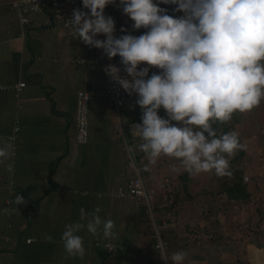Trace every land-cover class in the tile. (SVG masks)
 <instances>
[{
  "label": "clouds",
  "instance_id": "1",
  "mask_svg": "<svg viewBox=\"0 0 264 264\" xmlns=\"http://www.w3.org/2000/svg\"><path fill=\"white\" fill-rule=\"evenodd\" d=\"M57 2L58 0H14L8 4H11L12 9L18 14L23 38L28 37L30 16L34 13H47L52 21H60L71 30L76 39L92 46L94 62L102 67L106 79V92L102 95L107 97L108 106L116 113L113 129L120 136L119 143L126 157L129 179L125 182V187L120 185L118 189L114 188L111 196L117 199H133L137 213L144 207L153 224L152 232L148 234L149 230L146 229L144 233L147 235L144 239L151 236L149 243L144 239L139 244L126 246L121 243H104L109 259L116 257L118 261L127 252L128 261L131 255L136 259L143 256L142 264H148L149 255L159 256L158 260L156 259L158 264H193L186 252L173 248L178 239L175 233L166 232L167 227L170 226L172 230L182 222V212L178 211L175 216H166L152 203L151 194L157 188L149 191L148 180L155 176V172L149 168L161 157H166L163 160L170 163L172 159L178 160L189 175H197L196 185L213 191L220 188L217 184L218 176L231 175L229 158L246 149L237 132V127L241 124L237 125L235 130L219 136L213 125L217 122L231 121L236 113H249L264 101V0H160L164 4L177 5L175 11L183 13L179 18L168 15L167 10L161 8L156 0H120L123 13L134 21V28L137 30L144 28L147 31L139 36L126 35L122 31L119 38L115 36L114 19L105 15L106 7L115 3V0H82L84 7L78 3L74 11L72 5L73 15L67 20L70 25L66 24V20L56 16ZM37 6H40V9L36 10ZM22 13L27 17L26 22L21 20ZM101 34L106 36V39H102ZM98 50H104L109 59L119 56L124 71L130 77V79L122 77L120 68L115 65H109L106 69L108 75L129 95L135 93L119 108L121 115L126 119L123 130L116 127L119 112L111 95L108 94V78ZM88 61L87 57L76 56L71 63L75 66H84ZM141 65L148 67L141 68ZM150 68L161 70L160 74L153 73L149 77ZM22 83L24 85H21ZM25 85L24 82H17L14 85L16 97H20L19 92ZM3 87L12 88L10 84H1V88ZM79 90L94 91L90 103L94 96L101 94L95 88H80L76 92L75 140L81 148L80 145L84 146L90 139L91 110L89 104L88 134L86 140L82 141L78 137L77 125ZM136 99L138 100L135 102ZM127 103L137 109L138 104L142 109V112L138 110L136 115L138 119L132 122L128 121L122 110ZM161 108L166 111L167 118L159 115ZM14 121L19 125L18 113L15 114ZM134 123L136 125L132 127ZM16 127L14 134L6 139L0 138V164L12 161L6 165L9 173L14 171L12 157L15 146L12 140L19 132ZM126 135L131 139L138 156L144 157L147 166L142 174L143 183L140 185L146 193L142 198L121 194L124 189L131 190V180L136 177L135 170L127 164L129 153L125 149ZM56 162L53 161L51 164L55 166V170L59 167L58 162L57 166L55 165ZM129 172L135 176H129ZM54 174L51 173L49 178L48 176L44 178V185L61 188L62 185L56 182ZM165 183H171V180L166 178L160 185ZM7 203L16 206L11 211L20 212L18 206L26 204V201L22 195L17 194L14 200ZM191 205L193 206L192 203ZM167 206L171 207V201ZM3 211L5 214L10 213L9 208ZM79 212V220L65 225L61 239L69 256L83 258L86 249L83 237L78 235L79 232L86 229L92 235L99 236L102 230L105 239H115L118 234L114 231L113 220L101 218L100 207L93 211L80 208ZM191 212L190 210L185 212L187 222ZM182 223L184 225L186 222ZM142 224L139 222V226ZM186 233L190 232H185L182 239L190 237L195 240V247L202 245V242L197 240L198 237ZM45 239L51 241L52 237L49 235ZM181 244L189 245V240ZM227 246L224 245L220 253L224 252ZM234 249L236 251V247ZM149 250L154 253H150ZM231 251L230 253H235ZM251 252L253 250L249 251L250 258L258 264L257 258ZM260 263L263 264L264 261L260 260Z\"/></svg>",
  "mask_w": 264,
  "mask_h": 264
},
{
  "label": "crops",
  "instance_id": "2",
  "mask_svg": "<svg viewBox=\"0 0 264 264\" xmlns=\"http://www.w3.org/2000/svg\"><path fill=\"white\" fill-rule=\"evenodd\" d=\"M13 1L1 0L0 4L12 3ZM9 15L10 13L6 10H0V84H10L11 81L19 83L25 81L26 85L20 91L22 92L21 102L23 104L19 102L22 107L23 124L22 127H19L17 137L12 140L15 146L12 157L14 171L9 173L6 170L0 176V179H4L5 176L9 178L4 183L0 182V200L4 201L5 208L10 210V213L6 214V219L0 221V264H10V261L12 264H73L80 257H71L66 253L61 239L65 227L60 226L59 222L62 221L64 226L69 218L77 222L80 217V208L93 211L96 207H100L101 211L106 213L104 218H102L101 212L99 213L104 220L112 216H128L127 220L121 223H124L122 229L120 225L117 226L118 221H114V231L118 234L115 239L103 238L102 230L99 236L92 235L86 229L78 233L83 237V240L90 244L88 253L80 260H83L86 264H108L109 257L107 250L104 248V243H115L119 240V237L122 238L127 224L131 225V222H133L132 218L137 213V208L133 199L116 201L112 199L114 197L108 195L115 179H117L116 176L119 175V178L124 173L127 175V165L121 144H115L111 139L115 121L114 115L105 110L104 102L107 103V97L102 95L106 92L104 71L101 66H90L84 68V70L68 67L67 63L72 64L71 60L74 57H87L85 48H83L84 43L76 39L73 32L67 29L62 22L52 21L47 13H34L30 16L31 21L28 27L27 39L22 36L18 14L14 11L13 16ZM22 63H28L31 67V79L15 78L9 73V71L15 72L16 68ZM97 69L98 71L95 72ZM66 79L67 81L64 82ZM75 79H81L78 86L72 85ZM80 88H95L101 94L92 98L90 126L95 130L102 144L95 146V135L91 134L89 142L84 146L80 145L82 147L71 154L70 131H72V136L75 138L76 92ZM59 91L66 95L65 102L62 100ZM4 93L0 91V96L5 101L4 108L10 106V104L16 105V103H11V96H5ZM95 110H98L99 116H97ZM15 112L1 120L0 136H3L0 138L6 139L9 137L5 133L1 134L2 126L3 122L9 121L11 125L15 114L20 113ZM99 133L103 136L106 135L108 139L102 140ZM33 136L50 138L48 146L43 148L39 146L38 142H34L35 146L32 148V142L22 141V139ZM31 149L34 152L43 149V153L29 156L28 151ZM47 153L50 157L52 154L55 157L58 155L62 157V160H58L62 161L58 162L60 168L57 167V173L54 174L55 178L58 172L61 171L60 177L56 181L61 185L70 181L73 183L80 182L82 179L72 177L69 180L64 179L65 162L63 161L65 155L67 158L70 154L74 156L76 168L95 165L97 159L102 160V163H106L105 166L109 171V175L101 178L98 184L93 179L94 181H91L89 189L76 188L70 190H76L73 197L78 195L97 197L96 204L92 205V203L85 200L71 203L66 200L69 198L67 197L62 200L59 206H51L53 203L49 200L57 190L53 186L44 185V178L46 179L49 175L48 171L52 162L43 164L40 159ZM96 154L99 156L95 160ZM66 170H68V167H66ZM57 192L59 193V191ZM97 193H101V196L99 197ZM17 194L22 195L26 201V204L18 206L20 212L11 211L16 206L7 203L14 200ZM43 202L46 203L41 206V204H44ZM30 209L38 210L36 219L30 213ZM126 211L130 212L126 214ZM54 216H56V221L52 219ZM33 224H35L36 229L31 232L28 229H31ZM29 225L30 227H28ZM118 229L122 232L118 233ZM25 231L26 233H23ZM49 235L52 237L51 241L45 239ZM30 239L32 241H29ZM119 242L124 244L123 241ZM234 251L233 248L231 252ZM126 253L122 255L123 258H127L128 253L127 255ZM251 254L257 258L258 264H261L260 260L264 261L262 252L261 255L259 254L260 256L263 254L262 258H258L255 251Z\"/></svg>",
  "mask_w": 264,
  "mask_h": 264
},
{
  "label": "rangeland",
  "instance_id": "3",
  "mask_svg": "<svg viewBox=\"0 0 264 264\" xmlns=\"http://www.w3.org/2000/svg\"><path fill=\"white\" fill-rule=\"evenodd\" d=\"M1 1V0H0ZM156 2L158 3V5L167 10V14L170 15L173 11L170 9V6H166L167 4L161 3L160 0H156ZM105 15L106 16H111L114 21H115V25H116V31H115V36L117 38L121 37V33L122 31H124L127 34H134V36H139L144 34L147 29L141 28V29H135L134 28V21L127 16L126 14L123 13V6L120 3V0H115V3H111L109 4L106 9H105ZM9 16H13V12L10 13ZM143 31V32H142ZM101 38L102 39H106V36L101 34ZM83 48H85L86 51V56L88 58V63L84 66H75L70 64V62L67 63L68 67L70 68H74V69H79V70H84V68L86 67H93V66H99L98 64H95L94 59H95V55H94V51L92 46L83 45ZM43 61V60H42ZM3 68V66H1ZM143 67H148L147 65H141V68ZM100 68V67H99ZM98 68V69H99ZM98 69L95 71L97 72ZM151 69V68H150ZM149 69V70H150ZM151 71V70H150ZM150 75V73H149ZM3 77V76H2ZM98 79H100V77H98ZM47 80V79H45ZM81 79H75L73 80V86H78V84L80 83ZM1 81V79H0ZM67 79L64 81L66 82ZM98 86V85H96ZM3 89L1 88V84H0V91H2ZM60 92V91H59ZM60 96L62 98V100L65 102V97L66 95H64L62 92H60ZM139 98V97H138ZM104 102V100H103ZM105 110H107L110 114L114 115V117L116 116V113L114 111L113 108H111L110 106H108L107 103H105ZM68 105H70L68 103ZM5 106V101L2 99V97L0 96V122L1 120H4L5 118L9 117L10 114L14 113L15 111L17 112L18 109L12 107L7 106L6 108H4ZM92 107V101L90 103V110ZM124 114L128 117V121L132 122L135 119H138V117L136 116L138 113V110L142 111V109L140 108V106H138V109L131 106L129 103H127L123 108H122ZM15 112V113H16ZM98 110H95V113H97ZM74 114V112H72ZM240 117H242V123L241 125H239L237 127V132L239 133V137L241 138V142L243 144L246 145V149L244 150L245 153L247 154L246 157H244L243 159H241L240 162L244 163L247 167V175L249 176H253V175H257V177H262L263 178V182H264V101L261 102L260 106L255 108L253 111L249 112V113H245V114H240ZM105 130V129H104ZM103 130V131H104ZM97 131V129H96ZM113 137L111 138L115 144L119 143L120 140V136L119 133H116V131L113 129L112 132ZM91 134L95 135L94 136V145L95 146H100L102 143L100 141V139L97 136V133L95 132V130H93V128H91ZM99 136L102 140H107V136L106 135H102L101 133H99ZM27 139V138H26ZM26 139H22L23 142H32L33 146L32 148H34V142H38L43 148L48 146V141L50 138H43L40 136H33ZM70 143H71V154L72 152H76V149L79 148V146L77 145V142L75 140V138L72 136V131H70ZM106 144H109L108 142H105ZM49 146H54V145H49ZM119 148V147H118ZM43 153V149H40L37 152H34L33 149H31L30 151H28V155L29 156H34L37 154H42ZM69 156V158L65 157V160L63 162L64 163V167L65 170L63 171L64 174V179L69 180L71 177L72 178H82L80 180V182H76L73 183L72 181L65 183L64 185H62V188L56 189L57 191H59V193L57 191H55L54 195L51 197V199L49 200V202L53 203L51 206L52 207H57L59 206L60 203H62V200L64 198H67L66 200L68 202L74 203V202H83L85 201H89L90 203H92V205L96 204V201L98 200L97 197L94 196H84L83 195H78L73 197L75 194V191H70L71 189H89L91 186V180L90 177L92 179L95 180L96 184L99 183V181L101 180V178H104L105 176L109 175V171L107 170L106 166H105V162L101 163L102 160H96V158H98V154H96L95 156V160L96 163L95 165H90L88 167H82V168H76V161L74 156ZM23 155V154H22ZM125 155V154H124ZM63 157V158H64ZM100 158V157H99ZM42 163L44 164L46 163H51L53 161H57V162H62V161H58V160H62V157H60V155L56 156L54 154L51 155V157L49 156V154L47 153L45 156H42L41 158ZM12 162V161H11ZM57 162L55 163V165L57 166ZM8 161H6L4 164H0V176L2 174H4V172H6V165H7ZM62 167V166H61ZM66 167H68V170H66ZM55 169V168H54ZM60 172H58V174L55 176V180H57L58 177H60ZM165 172L161 171V173L156 176V180L154 182H152L150 185H148L149 187V191L152 190L154 187L158 188L160 186L161 182H165L166 178H164ZM70 176V177H68ZM121 180L124 182H128V176L124 173L123 175H121ZM2 183H4V181H8L9 178L7 176L4 177V179H0ZM48 180V179H47ZM46 180V181H47ZM61 180V178H60ZM75 187V188H73ZM6 190V189H5ZM7 191V190H6ZM207 196V195H204ZM218 198H221L220 196ZM214 199L211 198L209 200H207L208 202H203V203H197V200L193 203V206L191 205V202H187L185 204V206L182 207V209H180V211L182 212V222H186L187 218L185 217V212H187L188 210L192 211L189 215H188V223L187 224H191L192 227L194 226V224L197 222V224H199L198 219H200L202 217V210H207V205L211 200L214 199V201H216V207H219L220 209H218L216 211V213L213 215L212 219H224L226 221H229L230 223L234 224V225H243L248 223L250 226L254 227V233H253V238H255V241H260L261 243H241L242 247L248 246L249 251L253 250L256 252V254L258 255V257L263 256L264 254V220L262 221L263 225L260 226V224L258 223V216L254 218L255 215V209L252 206H249L250 204L248 202L244 203V205H241L240 208H235V210H233L234 212H231L232 210H229L226 212L225 209L221 208V202L219 199ZM116 201H121V200H126L128 201V199L126 198H121V199H115L112 198ZM227 200V199H225ZM224 200V201H225ZM228 203V201H226ZM44 204H41V206L45 205L46 202H43ZM129 205V204H128ZM37 207V206H36ZM5 209V205H4V201L0 200V221L1 220H5L6 219V214L3 211ZM130 211H126L125 213L128 214ZM30 213H32L36 219L37 214H38V210L37 209H30ZM101 216L102 218H104L106 216V213H104L103 211H101ZM128 218L127 215L124 216H112L109 217L108 219H111L113 221H118L117 224L118 226H121V229L124 227V223L121 224L123 221H126ZM250 218H251V222H250ZM52 219H54L56 221V216H54ZM128 222V221H127ZM182 222H179L172 230L169 227L166 228V232H172L175 233V237H177L178 239L181 238L182 236L185 235V224L183 225ZM58 223V221H57ZM69 223H74V221L69 218L67 224ZM66 224V225H67ZM215 225H217V221L214 222ZM45 225H49V224H45ZM59 225L63 227L64 224L62 223V221L59 222ZM30 227V225L28 226ZM35 224H33V226L31 227V229H28L29 231H33L36 229ZM141 229L139 230V232H137L136 230H134V235H135V239L136 242L139 244L140 242L143 241V239L147 236L145 235V230L147 229L148 226L142 224ZM221 229L218 226H215L214 228V232H219ZM242 229L237 228L236 231V237H232L231 239H226V244L228 245L225 249L224 252L220 253V251L222 249H219L217 247L216 244L219 243V240L215 241V244L211 243V241L207 240V236L210 234L209 232H207V228H205V230H203L202 232L200 231V233H196V237H201L200 239L202 240V245L195 247L196 244H194V239L193 238H188L189 240V245H182L179 241L176 242L175 246H173V248H175L176 250H182L184 252H186V254H188L192 260L191 262L194 263H198V264H256V261L253 260L252 258H250V253L247 254L246 252L242 253V255L240 256L239 252H237L236 254L240 257L241 260H237L236 255L234 253H230V250H232L234 247L237 248L236 243H240L238 240H236V238L243 233V231H241ZM247 230V229H246ZM122 232V231H120ZM137 232V233H136ZM190 232V231H189ZM23 233H26L23 232ZM51 234V232H50ZM188 235H191L190 233H186ZM212 234V233H211ZM213 235V234H212ZM193 236V235H192ZM235 236V234H234ZM213 237V236H212ZM87 239V238H86ZM145 242L149 243L151 241V236L147 237L146 239H144ZM87 241H84V244ZM256 245L252 246V245ZM23 245H25V243H23ZM209 245L210 247V252L206 251V246ZM260 245H262L263 247L260 248ZM259 246V247H257ZM240 252H242L240 250ZM263 253L262 256H260V253ZM260 254V255H259ZM141 256L138 257V259H136V257L134 255H131L128 263L124 262L123 264H142L143 262V256L140 258ZM209 257V258H208ZM159 256H156V259L158 260ZM126 258H124L123 260H125ZM155 259V260H156ZM250 260V261H249ZM222 261V263H221ZM10 264H12V262L10 261ZM73 264H86L83 260H77L76 262H73ZM121 264V263H120Z\"/></svg>",
  "mask_w": 264,
  "mask_h": 264
},
{
  "label": "trees",
  "instance_id": "4",
  "mask_svg": "<svg viewBox=\"0 0 264 264\" xmlns=\"http://www.w3.org/2000/svg\"><path fill=\"white\" fill-rule=\"evenodd\" d=\"M166 6H170V9L175 10L177 8V5H172V4H167ZM0 10H6L7 12L11 13L14 12L12 9L11 4H0ZM171 16L179 18L183 16L182 12H177L173 11ZM20 24V23H19ZM30 66L28 63H22L20 64L15 72H10L9 73L14 76L15 78L18 77H24V78H29L31 79L32 76L30 75ZM151 70V71H150ZM149 70V77L153 74H160L159 69L157 68H151ZM25 84L26 82L23 81ZM17 83V81H11L10 85L12 86L11 89H8L6 87H3L2 91L5 92V96L10 95L12 98L11 103H16V105L10 104L9 107H14L17 108L18 113L20 116V121L19 125L15 124L14 117L13 121L11 122H3L2 126V131L1 134H4L9 136L15 133V127L20 126L23 124V119L21 115V95L22 92H19L20 97H16V89L14 85ZM138 99L135 100V102ZM22 103V102H21ZM23 104V103H22ZM137 107L139 106L136 104ZM140 111V110H139ZM142 112V111H141ZM159 115L161 117L167 118L166 111L161 108L159 111ZM97 116H99V113L97 112ZM142 117V113L141 116ZM242 123V117H240V113H236L233 115L231 121L226 122V123H214L213 127L217 131V135H221L224 133H227L229 131L235 130V127L239 124ZM10 125V126H9ZM9 126V127H8ZM128 131L130 132V129L128 128ZM131 134V133H129ZM240 138V137H239ZM241 141V138H240ZM242 143V142H241ZM246 153L244 150L238 151L234 157L229 158L230 159V173L231 175L227 176H218L217 177V184L220 187L217 191L209 190L203 188L204 186H198L195 184V177L197 176H192L189 175L182 167L180 162L178 160L172 159L171 163L163 160L166 157H161L156 164H152V166L149 168V170L155 172V176L151 177L150 180H148V183L151 184L156 180V176H158L161 171L165 172L166 177L169 180H171V183H165L163 185H160L157 190L151 194L152 196V203L154 206L159 208L160 213H164L166 216L167 215H172L175 216L180 209L187 203L191 202L192 204L197 200V203H203L208 202L207 200L214 198L217 199L219 196L221 198H218L220 200L221 208L225 209L226 212L229 210H232L231 212H234L235 208H240L241 205H244V203L248 202L250 205L255 209V217L258 218V223L260 226L263 225L262 221L264 220V182L262 177H257V175L249 176L247 175V167L244 163L240 162L242 157H246ZM102 163V162H101ZM106 164V163H105ZM110 164V163H109ZM55 166H51L49 172H48V178L51 176V173H57V170L54 169ZM119 175L116 176L117 179H115V182L113 183V187L111 191L108 193V195L111 196V193L113 192L114 188L118 189L120 185L123 187L126 186V183L118 178ZM129 176H135L134 173L129 172ZM201 176V175H200ZM53 178V176H52ZM149 178V176H147ZM225 178V179H224ZM91 181H94L92 178H90ZM56 185V183H55ZM175 185V186H174ZM57 186V185H56ZM97 195L100 197L101 193H97ZM207 195V196H204ZM211 200L207 205V210H202V217L198 219L199 224L197 222L194 224L192 227L191 224H187L188 222L186 221L184 230L185 232L190 231L191 234L195 235L196 233H200L205 228H207V232L212 233L213 237L210 236V234L207 236V240L211 241V243L215 244L216 240H219V243L216 244L219 249H223L226 239H231L232 237H236V229H242L243 233H241L236 240H238L240 243H236V251L235 255L237 260H241L240 257L236 254L239 252L240 256L242 253L246 252L249 254V249L248 245L245 247H242L241 243H261L260 241H255V238H253V233H254V227L250 226L248 223L243 224V225H234L230 223L229 221H226L224 219H212L213 215L216 213L219 207H216V201ZM227 199V200H225ZM225 200V201H224ZM171 201V207H168L167 204ZM228 201V203L226 202ZM244 202V203H243ZM161 208V209H160ZM145 217V218H143ZM143 218V219H142ZM133 222H131V225L128 223L127 228L123 233L122 238L116 241L115 243H120L119 241H123L124 245L126 246L127 244H134L137 243L134 235V230L139 232L140 226L139 222L143 223L144 225L148 226L147 230L148 234L152 232V220L150 217L146 214L144 207H142L138 213H135V215L132 218ZM217 221V225L214 224V222ZM251 222V218H250ZM115 223V222H114ZM252 223V222H251ZM118 226V224H117ZM215 226H218L221 230L219 232H214ZM247 229V230H246ZM118 233H120V229L117 230ZM136 232V233H137ZM235 234V236H234ZM196 236V235H195ZM201 238V237H200ZM199 237L197 240H200L202 242V238L200 239ZM118 239V238H117ZM188 240V237H183V239L179 238L177 241L180 243L183 242L185 244ZM30 241H32L30 239ZM86 241V240H84ZM98 244V243H97ZM96 246V245H95ZM148 246H150L148 244ZM262 246V245H260ZM84 247L86 249V253H88L90 244L86 242L84 244ZM263 247V246H262ZM150 248V247H149ZM151 249V248H150ZM206 251L210 252V247L209 245L206 246ZM240 250L242 252H240ZM150 253H154L153 251L149 250ZM127 255V253H126ZM128 257V255L126 256ZM156 256L153 257V255L148 256V264H158L157 260H155ZM116 257L108 259L109 262L108 264H114L115 262H120L123 264L124 262L128 263V260L122 257L120 260L116 261ZM209 258V257H208ZM190 260H192L191 257H189ZM198 264V263H194ZM209 264V263H208Z\"/></svg>",
  "mask_w": 264,
  "mask_h": 264
},
{
  "label": "built area",
  "instance_id": "5",
  "mask_svg": "<svg viewBox=\"0 0 264 264\" xmlns=\"http://www.w3.org/2000/svg\"><path fill=\"white\" fill-rule=\"evenodd\" d=\"M78 3L81 4V7L83 8L82 0H58L57 2V14L56 16L58 18H62L66 20V24L70 25L67 20L71 19L74 11L75 5ZM73 5V11L71 10V6ZM40 9V6L36 7V10ZM84 11V10H82ZM85 12V11H84ZM21 20L22 22L27 21V17L24 13L21 14ZM100 61L105 69L107 78H108V94L111 95L113 99V103L116 105L118 112H119V121L116 125L119 129H124L126 125V119L121 115L119 108L123 105L125 100L133 97L135 93L132 95H129L120 85L118 82L114 81L110 75H108L106 69L109 65H115L118 68H120V75L124 78H129L128 74L124 71V65L121 62V58L119 56L109 59L106 55L105 51L98 50ZM21 85H24L23 83ZM94 94V91H85V90H79L77 94V125H78V137L80 140L85 141L88 134V115H89V104L91 100V96ZM136 125L134 123L132 127ZM19 127H16V130H18ZM125 141V149L129 153V160H128V166L133 168L136 172V177L131 180V190L128 191V189H124L121 194L129 195L131 197H138L142 198L145 197L146 193L143 189L140 188V185L143 183L142 181V174L146 171L147 166L144 163L145 159L143 156L139 157L136 153L133 144L131 142V139L126 135L124 137ZM122 190V188H121Z\"/></svg>",
  "mask_w": 264,
  "mask_h": 264
},
{
  "label": "bare ground",
  "instance_id": "6",
  "mask_svg": "<svg viewBox=\"0 0 264 264\" xmlns=\"http://www.w3.org/2000/svg\"><path fill=\"white\" fill-rule=\"evenodd\" d=\"M248 245V244H247ZM253 246V245H252Z\"/></svg>",
  "mask_w": 264,
  "mask_h": 264
}]
</instances>
